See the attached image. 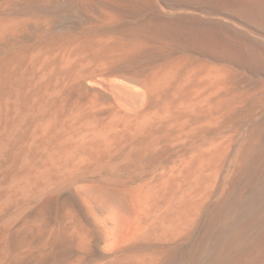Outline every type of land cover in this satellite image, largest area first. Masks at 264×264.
Here are the masks:
<instances>
[{"label":"bare ground","instance_id":"obj_1","mask_svg":"<svg viewBox=\"0 0 264 264\" xmlns=\"http://www.w3.org/2000/svg\"><path fill=\"white\" fill-rule=\"evenodd\" d=\"M0 264H264V0H0Z\"/></svg>","mask_w":264,"mask_h":264}]
</instances>
